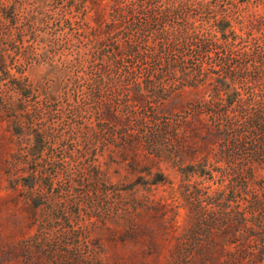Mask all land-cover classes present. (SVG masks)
I'll list each match as a JSON object with an SVG mask.
<instances>
[{
  "label": "rangeland",
  "instance_id": "rangeland-1",
  "mask_svg": "<svg viewBox=\"0 0 264 264\" xmlns=\"http://www.w3.org/2000/svg\"><path fill=\"white\" fill-rule=\"evenodd\" d=\"M0 5V264H264V0Z\"/></svg>",
  "mask_w": 264,
  "mask_h": 264
},
{
  "label": "trees",
  "instance_id": "trees-1",
  "mask_svg": "<svg viewBox=\"0 0 264 264\" xmlns=\"http://www.w3.org/2000/svg\"><path fill=\"white\" fill-rule=\"evenodd\" d=\"M46 0H37L40 4H43ZM88 0H79L81 4H85ZM101 0H92L93 4L99 3ZM42 2V3H41ZM14 10L15 7L11 6L10 8L5 5H0V70H5L6 67L2 63L4 58L8 55L9 52L14 51L16 53H22V51H27L28 47L25 46L24 38L26 35L30 33H34V28L36 24H40L44 21V15L40 16L42 8L39 5L36 8H29L23 12V20L21 23L18 22V18L16 15H10L9 11ZM117 14L127 20L131 21L129 23V30L126 31L128 35H134L136 26L139 21L135 22L134 15H132L135 11L133 8H116ZM46 16V15H45ZM153 18L155 21L159 19V15H154ZM150 21V19H147ZM217 26L219 31L223 34L226 32L227 27L225 26L224 20L217 21ZM122 27L121 23L113 22L109 25L108 33L112 34L121 32ZM99 32V30H98ZM94 34H97V29L93 31ZM140 35V34H139ZM137 47V46H136ZM137 49V48H134ZM113 50L115 52H119L121 50L118 44L113 46ZM32 63L28 62L27 65ZM28 67V66H27ZM16 86H21V80L19 78H13L11 80Z\"/></svg>",
  "mask_w": 264,
  "mask_h": 264
}]
</instances>
